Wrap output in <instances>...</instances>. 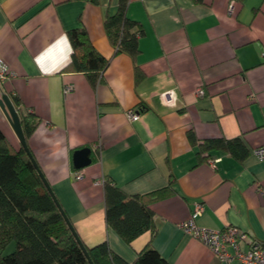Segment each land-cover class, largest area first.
<instances>
[{
	"label": "crops",
	"instance_id": "1",
	"mask_svg": "<svg viewBox=\"0 0 264 264\" xmlns=\"http://www.w3.org/2000/svg\"><path fill=\"white\" fill-rule=\"evenodd\" d=\"M119 2L0 0V57L11 70L3 92L39 121L29 149L87 247L107 242L128 263L150 246L170 264H226L181 224L202 203L200 226H233L264 241V160L254 152L264 145V0H131L128 17L143 29L136 60L116 54L104 29ZM81 27L110 60L97 88L62 72L73 49L65 58L55 47ZM0 129L20 149L1 108ZM219 139L238 141L237 154H199ZM83 148L92 164L77 170L74 153ZM103 180L129 196L166 189L151 203L154 237L127 244L107 225Z\"/></svg>",
	"mask_w": 264,
	"mask_h": 264
},
{
	"label": "trees",
	"instance_id": "2",
	"mask_svg": "<svg viewBox=\"0 0 264 264\" xmlns=\"http://www.w3.org/2000/svg\"><path fill=\"white\" fill-rule=\"evenodd\" d=\"M131 0H120L115 15H107L104 29L116 54L123 53L136 60L143 29L128 17ZM73 53L65 73H81L93 88L103 81L110 60L103 57L92 44L83 27L68 32ZM137 79L142 78L138 66ZM17 110L27 143L39 121L25 112L18 96L10 97ZM194 146V133L189 134ZM238 141L206 140L199 154L214 149L236 153ZM106 222L127 244L146 232L156 235L155 212L151 203L166 189L147 195L129 196L112 181L106 180ZM86 246V245H85ZM94 264H170L153 247L142 250L133 263L114 253L107 242L87 247ZM0 264H90L65 222L56 202L26 151L16 150L0 129Z\"/></svg>",
	"mask_w": 264,
	"mask_h": 264
},
{
	"label": "built area",
	"instance_id": "3",
	"mask_svg": "<svg viewBox=\"0 0 264 264\" xmlns=\"http://www.w3.org/2000/svg\"><path fill=\"white\" fill-rule=\"evenodd\" d=\"M233 13L234 7L229 8ZM11 77V70L3 58L0 57V97L4 94L2 85ZM72 86L65 88V93L71 92ZM198 94L203 96L204 90H199ZM128 116L132 121L139 118V113L131 110ZM255 155L259 160H264V145L255 149ZM78 180L84 178L81 172H76ZM98 181L96 184H104ZM204 206L202 203L196 205L195 211L190 218L181 224L183 232L208 247L213 254L226 264H264V241L252 239L249 234L239 228L229 226L224 229H210L200 226L199 217L203 214Z\"/></svg>",
	"mask_w": 264,
	"mask_h": 264
},
{
	"label": "water",
	"instance_id": "4",
	"mask_svg": "<svg viewBox=\"0 0 264 264\" xmlns=\"http://www.w3.org/2000/svg\"><path fill=\"white\" fill-rule=\"evenodd\" d=\"M0 108L2 109L5 117L7 118L8 122L10 123V125L13 129V131L15 132L22 148L26 151V153L30 157L33 165L35 166L36 170L38 171L40 177L43 179V181H44L46 187L48 188L51 196L53 197L54 201L56 202L65 222L67 223L68 227L70 228L72 234L74 235L77 243L79 244L82 251L84 252L89 263L94 264V262L92 261L90 255H89V252H88L85 244L83 243V241L79 237V235H78L75 227L73 226L70 218L68 217L67 213L65 212V210L61 206L55 192L53 191V189L51 188V186L47 182V180H46L45 176L43 175V173L41 172L36 160L34 159L32 153L29 149L25 134L23 132L20 116H19L17 110L15 109V106H14L10 96L6 93L2 94V96L0 97ZM91 153H92V151L90 148H83L81 150H77L74 153V166L77 170L86 168L92 164Z\"/></svg>",
	"mask_w": 264,
	"mask_h": 264
},
{
	"label": "clouds",
	"instance_id": "5",
	"mask_svg": "<svg viewBox=\"0 0 264 264\" xmlns=\"http://www.w3.org/2000/svg\"><path fill=\"white\" fill-rule=\"evenodd\" d=\"M56 49L62 53L65 54V58H67L68 56H70L71 52H72V48H71V42L69 40V38L67 37V35L62 36L57 44H56Z\"/></svg>",
	"mask_w": 264,
	"mask_h": 264
},
{
	"label": "snow or ice",
	"instance_id": "6",
	"mask_svg": "<svg viewBox=\"0 0 264 264\" xmlns=\"http://www.w3.org/2000/svg\"><path fill=\"white\" fill-rule=\"evenodd\" d=\"M55 47H56V46H55ZM50 57H52V50H49L48 53H46L44 56H41V57L39 58V62H40L41 64H43V62H44L46 59L50 58ZM45 70L47 71L48 69H45Z\"/></svg>",
	"mask_w": 264,
	"mask_h": 264
}]
</instances>
